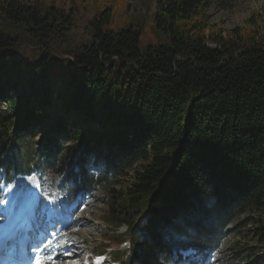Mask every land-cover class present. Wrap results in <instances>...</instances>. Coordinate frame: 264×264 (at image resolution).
Returning <instances> with one entry per match:
<instances>
[{
  "label": "trees",
  "instance_id": "obj_1",
  "mask_svg": "<svg viewBox=\"0 0 264 264\" xmlns=\"http://www.w3.org/2000/svg\"><path fill=\"white\" fill-rule=\"evenodd\" d=\"M215 1L235 0H156L151 27L162 41L143 49L139 27L104 29V9L90 39L67 49L72 11L0 0L1 176L55 174L67 202L106 190L107 243L87 256L213 264L229 226L252 208L264 243V13L224 31L205 14ZM131 169L130 185L115 191L113 179Z\"/></svg>",
  "mask_w": 264,
  "mask_h": 264
},
{
  "label": "rangeland",
  "instance_id": "obj_2",
  "mask_svg": "<svg viewBox=\"0 0 264 264\" xmlns=\"http://www.w3.org/2000/svg\"><path fill=\"white\" fill-rule=\"evenodd\" d=\"M25 2L33 6L38 3L39 7H44V5H46L63 9L65 12L72 11L73 25L67 33L69 34L70 43L64 45L67 49L73 47L72 40L76 43H86L90 39L88 34L89 23L104 9H109L111 13L110 21L108 24L104 25V29L117 32L129 24L139 27V47L141 49L147 45H156L159 41H162L151 27L152 16L158 9L156 0H25ZM255 13H264V0H235L232 5L227 8L220 5L218 1H215L205 9V14L208 16L209 23L218 24L224 31L235 27H243L246 20ZM55 84L54 92L59 89V82L57 81ZM18 104L20 103L18 102ZM1 107L3 111L9 109L8 104L5 102H1ZM45 132V130L39 131L37 137H35V141L41 139L45 135ZM96 162V157L89 158V164L92 167ZM134 167H136V170L140 169V165L138 164ZM133 169L129 170L126 175L113 179V189L115 191H124L130 185L133 177ZM35 182L38 188L39 185L37 181ZM29 183H32L33 189L34 181ZM41 183H43V185L39 186L38 189L41 192L42 201L38 208V215L44 213L47 217L54 216L60 220V225L56 226V232L54 234L48 232L50 239L47 241V244L50 245V248L42 249V254L40 255L35 254L32 264H35L37 259H41L43 263L46 264H61L63 262L64 264H70L68 260L73 261V259H71L70 256H64V253L70 255L77 253L78 256L74 257V264H89L85 255V252L89 251L88 246H98L99 244L107 243L103 237L109 229L105 227V224L101 220V217L108 207L106 190L96 189L91 192L89 196H87V193H84V196H77L74 203L66 206L63 204V197L55 189V183H57V176L55 174L48 173ZM14 184L6 187L0 185L1 223L10 218L9 215L5 218L7 215L6 210L2 208L3 203H5V193H9L8 199L14 193L15 198L20 202V197L23 193L24 196H26L29 191L27 190V186L22 190L21 188L16 190ZM2 194H4V199L1 197ZM55 205H57L58 210L62 211V213L52 209ZM18 208L19 205L16 203L11 213L13 214V211H16ZM2 215L5 220H2ZM258 218L263 219L262 213L252 208L240 214L233 221L229 226L230 232L227 238L224 239L222 246L217 253L212 254L214 255L213 264H264V243L259 244L256 235H254L255 223ZM111 229L116 230V228ZM124 230L125 227L121 225L116 232L121 233L124 232ZM70 234H74L75 241H72V243L65 248L62 243H59V238L62 235L67 236ZM39 235L40 234H37L35 237L37 238ZM108 246L110 250L120 249V251L125 252V254L129 247L128 245L123 246V244L114 242H110ZM48 256H51L52 259H47ZM57 256L65 260L55 261ZM111 259L112 256H110V254H105V258H101L99 261L104 264H116ZM52 261L55 262L53 263Z\"/></svg>",
  "mask_w": 264,
  "mask_h": 264
},
{
  "label": "bare ground",
  "instance_id": "obj_3",
  "mask_svg": "<svg viewBox=\"0 0 264 264\" xmlns=\"http://www.w3.org/2000/svg\"><path fill=\"white\" fill-rule=\"evenodd\" d=\"M33 181H34V187L32 189V185H31L32 183H29V182H33ZM35 181H36V179L33 178V177H30V178H21L20 177L18 179V181L14 184L15 189L18 190L19 188H21V190H22L23 188H25L27 186V190H29V191L26 194V196H24V193H23V195H22L23 198L21 199V197H20V202H18V199L15 198V194L14 193L11 195V197L9 198V200L12 201L13 198L16 199L17 200L16 203L19 205V207L23 204V201H28V203H29V201H30L29 198L32 199V195L39 200L40 197H37V187H36V182ZM11 201H9V202L11 203ZM12 208H14V207H12ZM12 208H11V210H12ZM16 211H13V215L16 213ZM2 228H5V226H2ZM8 231L9 230L6 229L5 231L2 232L3 233L2 235H5L6 232H8ZM64 256H67V257L70 256V258L73 259V261H74L75 260L74 257H76L78 255H77V253L76 254H72V255L67 254V253H64ZM68 261L70 262V264H74V262L72 260H68ZM44 264H46V263H44ZM47 264H50V263H47ZM61 264H64V262L61 263ZM75 264H78V263H75Z\"/></svg>",
  "mask_w": 264,
  "mask_h": 264
},
{
  "label": "snow or ice",
  "instance_id": "obj_4",
  "mask_svg": "<svg viewBox=\"0 0 264 264\" xmlns=\"http://www.w3.org/2000/svg\"><path fill=\"white\" fill-rule=\"evenodd\" d=\"M47 259H52V257L51 256H48ZM35 264H43V261L41 259H37L35 261Z\"/></svg>",
  "mask_w": 264,
  "mask_h": 264
}]
</instances>
